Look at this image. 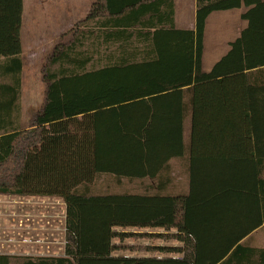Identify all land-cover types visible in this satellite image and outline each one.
Masks as SVG:
<instances>
[{
  "label": "trees",
  "instance_id": "trees-1",
  "mask_svg": "<svg viewBox=\"0 0 264 264\" xmlns=\"http://www.w3.org/2000/svg\"><path fill=\"white\" fill-rule=\"evenodd\" d=\"M154 1L96 0L48 53L42 103L22 128L23 0H0V195L53 196L66 205L64 254L23 256V264H264V248L239 243L264 223V0H196L193 29L121 36L112 64L86 69L92 55L80 49V25L100 15L122 21L162 1L173 12V0ZM241 8L245 26L203 71L207 17ZM185 152L186 194L92 190L109 174L156 178L160 191L169 161ZM0 264H11L9 256Z\"/></svg>",
  "mask_w": 264,
  "mask_h": 264
},
{
  "label": "crops",
  "instance_id": "crops-1",
  "mask_svg": "<svg viewBox=\"0 0 264 264\" xmlns=\"http://www.w3.org/2000/svg\"><path fill=\"white\" fill-rule=\"evenodd\" d=\"M43 1L45 2V0ZM95 1L96 0H65L59 5V7H56L54 9L47 8L45 7V5L41 7L39 6L36 22L38 23V25H41L42 31L40 32L39 29L40 26H38V29L36 30V33H38L37 45H35L36 50L37 51L40 50V46H46L45 52L49 53L52 50V48L55 46V44L58 42V39L63 37V35L64 37H68L69 35H67V32L70 29H72L76 23L86 18L87 14L91 9L92 4ZM154 2H157V0H155ZM195 11H196V0H173V12L171 11L170 5H168L167 3L165 4L164 1H162V3H154L153 10L144 9L140 13H136V12L131 13L129 17H124L122 21H120L118 16L115 15H102V16L100 15L96 18L90 19L88 21H84V23H82V25H80L79 27V29H82L84 32L83 50L85 54L92 55L91 60L85 66L86 69L89 70L97 69L112 64V62H114V59L118 55V46L120 45L118 39L121 36L128 37V35L130 34V37L134 39L137 37L141 38L142 36L145 37L147 32H153L158 29L159 30H166L170 28H175L179 30L193 29L195 25ZM28 33H30V35L32 36V33L30 31H25L24 39H23V35H21V44H22L21 60L23 65L22 70L24 69V65H25L24 54L25 52L28 51L27 44L29 42L26 41V36ZM40 34L42 36H40ZM31 49L33 50L32 47ZM208 70H203V71H208ZM21 87H22V82H21ZM42 100H43V95H42ZM24 101L25 98L23 97V95H20L18 102L20 106L19 117H21V119H22V115L27 114V111L24 109ZM186 101H187V97H185V103ZM40 102L42 103V101ZM41 103L39 104L41 105ZM39 104L35 107V109L30 111L31 115L38 109V107L40 106ZM184 116H185V120L183 122V139H184L185 149L187 150L189 133H190V120H189L190 113L186 108H185ZM25 117L27 116L25 115ZM187 119L189 120V125H188L189 129H188V138L186 141L184 134V127H185L184 123ZM176 159H183V182H184L183 193L186 194L188 192L187 152H185V155L182 158L171 159L169 161V168L166 172H164L163 176L168 179L167 181L170 180L169 177L170 174L169 170L171 168L170 164L172 161ZM150 179L155 180L156 178L153 179L140 178V179H132V180L140 181V180H150ZM4 196H8L9 198H4ZM24 197L25 199L18 198V196L15 195H0V208L3 207V215H5L4 217L6 219L3 223L4 224L3 227L6 228V230H10L14 232L13 233L15 235L14 240L17 243V244H9L11 242L13 243L14 241L11 238L7 239V237L2 242L0 235V255L9 256L11 264H23L22 262L23 256L36 257V256L63 255L64 242H65L64 238L52 239L49 238L48 236L49 234L47 235L45 232H42V228H44V222L42 217L44 216L46 211L47 212L49 211L51 212L52 215V217H50L52 220L51 221L52 226L46 228L53 227L54 229H59L65 235L66 205L63 199L53 196H24ZM47 204L53 210L51 211L46 210L44 207ZM59 216H61L62 218V225L60 221H59L60 225L59 223L55 222L56 218L54 217H59ZM24 217H29L28 218L29 220L24 219ZM34 231L36 235L32 234V232ZM262 232H264V223L258 228L251 231L244 238H242L239 241V243H245L246 245L252 247L264 248V240L262 239V235H263ZM38 234L41 237L44 235V238L38 237ZM27 235H29V237H27ZM32 235L35 236V238ZM126 244L155 245V243H146V242L126 243ZM46 248L51 249L50 250L51 252H49V250H47ZM113 255L144 256V257L165 256V254H161V253L157 254L156 252H150V251H132V252L115 251Z\"/></svg>",
  "mask_w": 264,
  "mask_h": 264
},
{
  "label": "rangeland",
  "instance_id": "rangeland-1",
  "mask_svg": "<svg viewBox=\"0 0 264 264\" xmlns=\"http://www.w3.org/2000/svg\"><path fill=\"white\" fill-rule=\"evenodd\" d=\"M65 0H23V17H22V28L20 35H23V39L25 37V31H30V33L26 36V41L29 42L27 44V52L24 54L25 65L24 69L21 72V82L22 87L20 90V95H23L25 98L24 101V109L27 111V114L22 115V119L20 117V126L25 128L29 125L30 121V111L35 109V107L41 103L44 84L41 81V68L43 67L46 57L48 53L45 52L46 46H40V50H36L35 45H37V36L36 30L38 26H40V32L42 31L41 25H38L36 22V17L38 16V8L39 6H44L50 9H54L59 7V5L64 2ZM243 11L241 9H231V10H224V11H215L211 13L205 25V33H204V40H203V56H202V68L203 70H208L210 67L220 58L222 54L228 48V42L234 39L240 32V30L245 26V21L240 18V13ZM49 34V33H48ZM40 36H42L40 34ZM45 40V39H44ZM60 39H58L59 41ZM33 50L31 49V47ZM35 48V49H34ZM83 49V48H80ZM44 50V51H43ZM64 66H67L65 64ZM40 99V100H39ZM40 105V104H39ZM25 115L27 117H25ZM22 124V125H21ZM184 134L185 140L187 141L188 138V125L189 120L187 119L184 123ZM170 180L167 186L157 191L156 188V180H130V179H120L118 180L112 175L104 174L100 175L96 178L92 185L93 192L97 193H105V192H131V193H154V192H161V193H169V194H185L183 193V159H176L171 162L170 164ZM185 192V191H184ZM16 196V195H15ZM4 198H9L8 196H4ZM18 198L25 199L24 196H18ZM46 210H53L47 204L44 207ZM56 210V209H54ZM54 213V211H53ZM5 215H3V207L0 208V235L1 241L7 237V239H12L14 242L9 244H17L15 239L14 232L10 230H6L4 228V221L6 220ZM51 212H45L44 216L42 217L44 222V228H42V232H45L49 238L52 239H60L64 238L65 235L59 229L46 228L51 227ZM29 217H24V219H28ZM55 222H61L62 225V218L54 217ZM50 221V222H48ZM29 222V221H27ZM60 225V223H59ZM35 230V229H34ZM132 231H136V229H129ZM145 231H161L160 229H145ZM54 232V235H53ZM4 233V234H3ZM262 239L264 240V232H262ZM3 234V236H2ZM33 235L35 231L32 232ZM45 234V235H46ZM32 235V236H33ZM29 237V235H27ZM35 238V236H33ZM38 237H41L38 234ZM44 238V235L41 237ZM115 241H118L117 239ZM45 242V241H44ZM139 242H146V243H155V244H176L175 241L164 242L162 240H153V239H139L136 240L134 238H126L124 243H139ZM51 252L49 248H46ZM44 252V250H43ZM131 252V251H126ZM158 254V253H157Z\"/></svg>",
  "mask_w": 264,
  "mask_h": 264
},
{
  "label": "built area",
  "instance_id": "built-area-1",
  "mask_svg": "<svg viewBox=\"0 0 264 264\" xmlns=\"http://www.w3.org/2000/svg\"><path fill=\"white\" fill-rule=\"evenodd\" d=\"M65 241V240H64ZM64 244H65V242H64Z\"/></svg>",
  "mask_w": 264,
  "mask_h": 264
}]
</instances>
